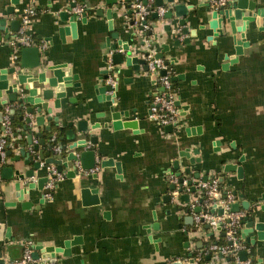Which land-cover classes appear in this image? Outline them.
I'll return each mask as SVG.
<instances>
[{
  "label": "crops",
  "instance_id": "1",
  "mask_svg": "<svg viewBox=\"0 0 264 264\" xmlns=\"http://www.w3.org/2000/svg\"><path fill=\"white\" fill-rule=\"evenodd\" d=\"M118 1L111 7L118 13L113 26L125 40L129 37L124 27L130 20L126 14L129 8L123 0ZM163 1L161 8L164 12L171 10V18L160 14L158 19L149 16L143 32L138 31L137 25L128 27H133L136 35L135 41L129 43L145 41L143 46H137L140 50L149 43L155 54L157 41L168 45L169 50L163 52L161 60L167 62L171 77H177L173 82L176 101H179L178 127L171 132L147 118L156 84L154 75L142 68L133 72L132 82L124 81L123 64L120 73L109 74L118 80L115 107L109 101L98 100L94 85L102 84L99 78L103 70L115 67L108 61L112 53L107 45L108 19L105 14L96 15L97 9L105 12L110 7L105 0H20L15 6L16 17L28 5L36 9L30 33L36 45H46L40 48L42 58L52 64H66L78 77L80 87H67L65 97L60 99L61 109L67 110L69 115H62L60 109L53 107L54 88L47 103L52 107L51 115H60V125L66 128V123L73 121L75 128L77 121L86 120L88 133L97 137V143L89 147L96 152L97 170L79 172L75 178L79 179L80 188H97L100 203L83 205L75 192L73 179L61 173L62 177L42 202V193L36 188L25 194L23 201L30 202V207L23 208L22 201L15 197L13 178L4 179L1 174V168L13 167L7 158L3 165L0 164V264H16L36 242L52 241L54 246L62 247L63 241L73 237H79L80 243L70 247L68 257L57 254L60 264H172L173 261L188 264L189 253L196 258L198 254L194 252H200L209 244V233L218 240L222 231L217 225L209 229L203 226L202 230L192 227L193 224L184 219L191 214L187 213V206H183L169 189L174 179V161L178 160L182 169L189 165V160L179 155L186 148L190 149L191 157L200 159L190 165L193 171H200L201 175L217 173L218 179H224L222 188L235 191L239 204L243 200L250 201L257 220L264 221L261 209L264 206V17L260 18L258 26L249 23L244 32L248 46L225 68L223 65L228 63L225 57L235 55L234 46L226 42V36L217 37L216 43H213L214 38L207 39L212 37L207 25L210 17L200 5L206 0ZM253 1L264 11V0ZM72 2L83 8L86 19L82 22L80 13L83 11L78 13L76 37L68 41L65 38L63 42L57 28L67 22L60 21L58 13ZM179 3L192 5L184 17L185 27L195 32L193 36L180 32L178 21L183 17L176 16L173 7ZM8 5L9 0H0V16H6L4 9ZM152 5L157 8L154 1ZM7 18L8 21L12 19L11 16ZM201 25L204 28H200ZM165 26H169L170 31H166ZM151 27V34L144 35ZM1 35L0 69L17 68L18 65L11 61L13 49L9 42L15 32H10L8 39L4 32ZM176 35L181 40L179 46L173 45ZM236 37L239 39V34ZM185 38H189V42H183ZM114 42L113 38L109 41L110 44ZM44 52H48V56H44ZM8 106L14 107L12 103L0 106V132ZM118 110L128 111L129 118L137 120L138 132L131 128H112L110 112ZM122 119L125 120L123 116ZM96 123L100 126L91 129ZM105 123L107 127L103 126ZM187 127H199L200 133L187 135ZM33 129L42 128L33 125ZM56 130L53 127V131ZM75 133L82 134L76 129ZM9 145L13 155L19 154L17 146L11 142ZM195 150L198 152L194 153ZM108 158L120 162V177L113 166L100 167L99 161ZM225 163L241 165L243 178L238 179L235 172H223ZM48 167L42 165L34 177L48 175ZM7 183L11 186L5 193L1 186ZM190 199L194 200V194H190ZM180 205L183 206L181 211ZM155 222L158 229L150 228ZM242 229L243 225L239 230ZM197 242L203 243L201 249L197 248ZM260 245L254 249L247 246V258L252 264L264 255V243ZM210 255V260L202 264H234L226 257ZM261 264H264V257Z\"/></svg>",
  "mask_w": 264,
  "mask_h": 264
},
{
  "label": "water",
  "instance_id": "2",
  "mask_svg": "<svg viewBox=\"0 0 264 264\" xmlns=\"http://www.w3.org/2000/svg\"><path fill=\"white\" fill-rule=\"evenodd\" d=\"M133 1L135 0H123L129 8L126 14L130 18L129 22L124 24L129 35L128 39L125 40L120 38L119 31L114 30L113 26V20L117 19L118 13L117 11H113L111 7L117 5L119 1L105 0L106 4L110 7L106 9L105 12L102 9L96 10V15L101 16L105 14L108 19L110 37L107 39V45L112 52L110 60L108 61L115 67H108L107 70L102 71L103 76L99 78L102 84L94 85V92L98 100L109 101L112 107L116 106L115 91L118 88V84L112 86L106 82L109 74L112 72L117 74L120 73L121 65L123 64L124 69L122 70V74L124 76V81L132 82V74L134 71L137 72L141 68L147 71L145 57L148 51L146 49L140 50L137 47L143 46L145 41H139L137 44L129 43V41H135L136 35L134 28L128 26L137 25L138 31L142 32L148 26L146 18L141 21L137 20V10L132 7ZM215 1L217 0H206L200 5L205 8V14L210 17V19L207 20V25L212 30V37L208 36L207 39L212 40V38H214L213 43H216L217 37L226 36V42L234 46L235 55L233 57H225L228 63H225L223 67L226 68L227 64L236 61L238 58L237 56L242 53L243 48L248 46L244 32L250 22H254L258 26L260 18L264 17V11L258 8L256 2L253 0H226L225 4L219 6L215 5ZM166 2L173 3L174 0H166ZM19 3L20 0H9V5L4 9L6 16H0V40L2 38V32L5 34L4 37L8 39L10 37V32H16L18 30L20 21L15 15L17 11L15 6ZM144 3L146 2L144 1ZM154 4L156 7H164L163 0H154ZM75 6L76 4L72 2L67 9L58 13V19L62 22H67V24L58 26L57 28L59 37L63 42L65 38L68 41L70 38L76 37L79 14L71 11ZM173 7L175 9V15L183 17L178 21V26L181 27L180 32L193 36L195 32L193 30L189 31V29L185 27L186 19L184 17L186 16L187 10L191 8L192 5L188 4V6H186L179 3L174 4ZM7 16H11L12 19L8 21ZM80 16L82 22H84L86 19V12L83 11L80 13ZM171 16V10L162 14V17L166 19L171 18ZM151 17L153 19H158L160 16L158 12H153ZM200 28H204V25H201ZM164 29L170 31L169 26H165ZM151 31L152 27L148 29L144 35H150ZM237 34H239V39L236 37ZM177 36L178 35H176V39L173 41L174 46H179L181 44V40L177 38ZM111 38L115 39V42L112 44L109 43ZM154 40L157 41V37H154ZM160 42L161 41H157L155 43L156 53L154 54V58L158 59H162L163 52L169 50L168 45L159 44ZM183 42H189V38H185ZM19 54L20 62L17 68L10 67L0 69V106L10 103H12L13 106L19 104L22 108L20 119L23 121L21 131L14 132L12 134L14 139L11 140V144L18 147L19 154L13 155L10 145L8 144L6 146L5 155L9 158V162L13 164V167L7 165L1 168L2 177L4 179L13 178L12 187L15 191V197L18 201H22L23 208H28L30 207V202L23 201V198L30 190L36 188L41 191L42 198L40 202H42L44 196L50 192L44 186L52 171L49 170L48 175L34 177L35 171L39 170L42 165H52L56 173H65L68 178L73 179L76 189L75 192L79 194L83 205L99 204L98 189L89 187L80 188L79 179L75 178L79 172H89L91 169L95 168L97 162L96 152L89 147L97 143V137L88 133L86 120L77 121L75 128L73 121H68L66 123V128L60 125V115H51L52 107H49L47 103L53 95L54 88L55 100L53 107L55 109H60V114L69 115L70 113H68L67 110L61 109L60 99L65 97V89L67 87H80V83L77 82V75L73 74L72 69L67 67L64 63L52 64L49 63L47 59H43L42 52L38 46L22 47ZM139 54H141L142 57H139ZM43 55L48 56V52H44ZM105 61H107L106 58ZM160 73L164 74L165 70H162ZM176 78H172V81L176 80ZM72 101L73 100L70 98L69 102ZM176 105L179 106V101H176ZM14 109V107L11 108L10 117L13 116ZM44 113L49 115L46 117ZM122 116L125 120L122 119ZM110 120L113 129L131 128L135 130V132H138L137 120L129 118L128 111H111ZM33 125L42 129L35 131ZM99 126L100 125L96 123L90 128L95 129ZM103 126L107 127L108 123H105ZM53 127L57 128L56 132L53 131ZM75 129L82 134L76 135ZM164 130L166 132H171L172 126H165ZM185 131L187 135H194L196 131L200 133V128L197 127L194 129V127H187ZM20 137H23L24 140H21ZM217 144H219V142H217ZM231 146H233V144H231ZM197 152L198 151L195 150L194 153ZM179 155L181 157H186L189 160V165L182 169L179 167L178 160L174 161L175 180L169 184V189L173 191V196H177L179 202L184 203L183 206H185L190 203V194H194V197L197 196L198 182L209 181L210 175H201L200 171H193L191 169L190 165H193L195 162H200V159L191 157L189 148L180 151ZM242 160L243 157H240L239 161ZM99 162L101 168L113 166L118 177L121 176L122 169L120 162H114L112 158L102 159ZM77 163L80 166V170L76 169ZM15 164H18V166L14 167ZM30 165L31 168H29ZM223 172H235L238 179H242L244 175L243 167L237 163H225ZM219 182L223 183L224 179L222 177L219 178ZM8 183L1 186V189L3 187L5 193L8 187L11 186ZM205 196L204 193H201L198 197V203H203L206 198ZM213 196L215 198L220 197V195L216 193L213 194ZM168 198H171L170 195ZM183 206L180 205L179 211L183 209ZM240 208L247 211L245 217L241 220L243 229L241 231L239 230L240 238L244 240L249 248H260V244L264 243V221L257 220V216L253 212L250 201L243 200L240 204L235 202L230 205V211L233 212L238 211ZM261 209L264 210V206L261 207ZM193 211L195 213L200 212V205L196 206ZM222 212V208L219 207L217 213L222 214ZM184 219L189 224H193V217L191 214L185 216ZM210 226L211 225L207 223L204 225V229H209ZM150 228L158 229V223H153ZM148 230L149 229H147V231ZM221 234L224 235V232ZM210 235H212V233L208 234V236ZM79 243V237H73L72 239L63 241L62 247L54 246L52 241L36 242L29 248L31 260L27 264H60L61 260L57 254L68 257L70 256V247ZM196 246L198 249H201L203 243L197 242ZM218 256L219 258H223L222 254H218ZM237 256L239 261L246 260L247 250H240ZM188 257V264H193V254L189 253ZM210 258L211 255L207 254L205 260L209 261ZM262 258H257L256 264H261ZM226 260L229 261L230 258L226 257ZM81 264L83 263L81 262ZM172 264L182 263L180 261H173Z\"/></svg>",
  "mask_w": 264,
  "mask_h": 264
},
{
  "label": "built area",
  "instance_id": "3",
  "mask_svg": "<svg viewBox=\"0 0 264 264\" xmlns=\"http://www.w3.org/2000/svg\"><path fill=\"white\" fill-rule=\"evenodd\" d=\"M144 1L146 3H144ZM154 0H135L132 3V7L137 10V20L141 21L146 18L151 12H158L162 15L164 9L161 7L155 8L152 3ZM226 0H217L215 5H223ZM75 13L83 11L82 7L75 6L71 10ZM36 10L34 6L28 5L20 13L17 18L20 21V26L15 32V35L9 40L12 46L11 61L13 65H19V53L22 47L35 46L36 41L34 40L31 30V20L35 15ZM39 48H45V44L36 45ZM145 49L148 51L145 57L147 64V72L155 77L156 88L153 90L149 105L147 118L150 122L164 128L165 126H172V130L178 126L179 110L176 105V90L173 85L171 71L167 65L158 58H154V50L148 43L145 45ZM18 67V66H17ZM165 70L164 74L160 72ZM106 82L112 86L116 85L118 80L115 76H109ZM11 107H6L4 111L3 120L1 122L0 132V164L6 162V146L14 139L12 136V123L10 117ZM76 169L80 170V166L77 163ZM48 170H51L49 179L45 184V188L49 191L54 188L56 182L62 177L60 173H56L53 166H49ZM97 170V167L91 169L89 172ZM175 178L173 179V181ZM198 192L197 196L194 197L193 201H190L186 206L189 207L191 215L193 217V226L197 230H202L205 224L217 225L219 231L224 232V239L227 243H217L215 241L210 242L207 246L201 249L196 258H194L193 264H198L201 253L205 254H222L223 257L232 258L234 264H252L251 259L247 258L244 261H239L237 254L240 250H246L247 245L241 240L239 234V228L241 226V220L245 217L246 211L238 210L236 212L230 211V205L238 202L236 193L231 190L224 189L220 186L218 174L214 173L210 175V180L206 182L199 181L197 184ZM201 193L206 196L203 203H198V197ZM219 194V198H215L213 194ZM49 194V193H48ZM46 194V195H48ZM200 205L201 211L195 213L193 209ZM222 208V214H218V208ZM30 249H27L24 253L23 258L16 264H27L30 261Z\"/></svg>",
  "mask_w": 264,
  "mask_h": 264
},
{
  "label": "trees",
  "instance_id": "4",
  "mask_svg": "<svg viewBox=\"0 0 264 264\" xmlns=\"http://www.w3.org/2000/svg\"><path fill=\"white\" fill-rule=\"evenodd\" d=\"M35 10H36V9H35ZM151 14H152V13L148 14V15L146 16V19H148L149 16H151ZM33 38H34V40H36L35 37H33ZM167 66H168V65H167ZM168 69H169V68H168ZM173 85H174V82H173ZM14 108H15V109H14V114H13V116L11 117L12 132H13V133H14V132H17V131H21L22 126H23V121L20 119V115L22 114V108L20 107L19 104H15ZM220 186L223 187V186H224V183H223V184H220ZM186 211H187V213H191L189 207H186ZM192 227H194V226H192ZM221 233H222V232H221ZM212 241H215V242H217V243H227V242L225 241V239H224V235H222V234H220V237H219L218 240H215L214 237H213L212 235H210L209 238H208V240H207V242L210 243V242H212ZM198 252H199V251H198ZM198 252L195 251L194 254L196 253V255H197ZM206 255H207V254H205V253H204V254L201 253V255H200V260H199L198 264H202V263H203V261L205 260ZM230 260H232V258H230Z\"/></svg>",
  "mask_w": 264,
  "mask_h": 264
}]
</instances>
